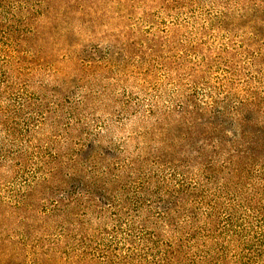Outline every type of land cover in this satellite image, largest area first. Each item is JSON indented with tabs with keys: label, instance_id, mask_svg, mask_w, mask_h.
<instances>
[{
	"label": "rangeland",
	"instance_id": "obj_1",
	"mask_svg": "<svg viewBox=\"0 0 264 264\" xmlns=\"http://www.w3.org/2000/svg\"><path fill=\"white\" fill-rule=\"evenodd\" d=\"M256 131L264 0H0V264H72L83 227L114 255L96 264L125 261L141 218L116 224L83 197L109 167L124 169L118 200L144 170L180 191L168 220L151 197L154 244L134 264H264ZM71 190L82 200L54 212L47 198Z\"/></svg>",
	"mask_w": 264,
	"mask_h": 264
},
{
	"label": "trees",
	"instance_id": "obj_2",
	"mask_svg": "<svg viewBox=\"0 0 264 264\" xmlns=\"http://www.w3.org/2000/svg\"><path fill=\"white\" fill-rule=\"evenodd\" d=\"M251 134V133H250ZM249 134V135H250ZM248 133L246 131H242L241 133L237 134V136L233 140L229 139H222L221 144L226 146L229 143H233L237 146V144H240L241 141H244ZM261 143H264V132L263 131H256L254 133V137L252 140V144L256 147H263ZM239 146L242 147V144ZM239 156L242 155L241 151L239 152ZM257 158H262L260 154L256 155ZM226 169V165L223 166ZM222 167V169H223ZM132 169V168H131ZM42 170H46V173H48L53 179H57L58 181H61L62 184H66L67 182L64 179H60L59 176L57 175L58 173L55 172L56 169L52 170H47L46 168H43ZM107 172H104L103 174H99L95 177L94 181L91 183V187H85L83 188L86 190L85 195L83 197L85 199H88L90 202L91 206L94 207V210L96 214L102 213L104 216L106 214H110L112 216V220L116 221V224H119L122 222L124 219L128 221V225L134 224L135 221H137L139 218H141L140 222V227L141 230H138L136 235L135 233H131L129 236L132 239H129V244H130V249L129 253L125 255L122 259L123 261L121 264H134L132 262L134 259H136L137 252L139 251V246L143 244L144 242H149L152 245L154 244V239L156 234L152 232H145V230H142L144 228V224L149 219H144L142 213L144 211H148L150 207V204L152 203L151 197L155 195V198L159 201V209H162V212H153L151 214L152 217L157 216L159 218H165L166 220L170 219V213L173 211L172 208L170 207V203L167 205H164V194L167 195H177L179 194L180 191L176 190H170L168 189L167 191H159L160 190V184L162 180V177H156L154 175V172H151V170H144L142 172L143 177L142 178H137L136 181H134L133 176L127 175L125 178L127 182H130L129 185H126V187H123L124 189V194H126L124 199L118 200L117 199V191H114V185L117 183L119 184L120 178L124 174V169L123 168H111L109 167L107 169ZM137 171V169H136ZM241 172L242 174V169L240 167H237L235 169V173L237 175V172ZM111 175L107 177V175ZM48 176V175H47ZM238 176V175H237ZM51 177H46L45 179H42L40 182V185L44 184H49L50 178ZM136 183V184H135ZM135 185L133 189L130 188V186ZM39 185V186H40ZM59 186L55 187L54 189L57 190ZM98 193H102V198H100V195ZM52 194V193H51ZM69 197H63L62 199H54L52 197H48L47 201H51L53 205V210L54 212L58 211H64V208L69 206L68 202H78L82 200V195L79 193H75L74 191H69L68 192ZM151 213V211H149ZM144 223L142 224V222ZM119 222V223H118ZM83 224V225H82ZM88 224V223H87ZM120 225V224H119ZM84 226V223L80 224V227ZM120 227V226H119ZM117 228V226H116ZM133 229V227L131 228ZM132 231V230H131ZM133 231H136L135 228ZM79 236L78 242L81 243L83 247L88 248L86 251H83L82 255L78 254L77 258L73 261L72 264H96L99 261H107L109 263H112L114 260V255H110L107 250H104L103 248H100L99 245H94L97 243L96 239L94 240L91 236V234L88 233V229L85 230L84 227L79 230L77 233ZM72 235L70 233H65L64 237L71 239ZM136 243H138L136 245ZM171 246L167 247L165 252L166 258L165 260L170 263V257L172 254ZM96 262V263H95ZM126 262V263H125Z\"/></svg>",
	"mask_w": 264,
	"mask_h": 264
}]
</instances>
